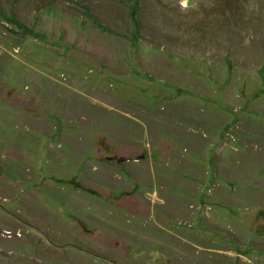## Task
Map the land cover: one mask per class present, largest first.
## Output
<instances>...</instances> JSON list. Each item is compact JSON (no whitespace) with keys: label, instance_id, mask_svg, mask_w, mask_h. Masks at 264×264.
Here are the masks:
<instances>
[{"label":"rangeland","instance_id":"obj_1","mask_svg":"<svg viewBox=\"0 0 264 264\" xmlns=\"http://www.w3.org/2000/svg\"><path fill=\"white\" fill-rule=\"evenodd\" d=\"M47 1L41 4L43 10L21 18L10 14L9 6L0 12V138L6 146L12 145L10 155L15 158L27 157L21 154L24 150L39 151L31 163L8 160L14 162L16 171H22L17 173L22 194L17 201L5 202L0 198V208L8 209L11 205L17 214L22 211L20 206L33 196L39 209L35 207L37 217L31 216L32 221H50L57 228L43 227L40 232L8 217L7 211L0 212V224L4 225L0 229V264H18L28 255L21 252L18 260V256L10 254L8 248L12 247L7 244H28L31 253L36 241L48 242L44 232L51 234L53 239L49 238V242L56 244L58 229L77 227L80 210L117 224L113 231L125 249L119 264H217L220 253L227 255L222 264H264V208L244 210L243 205L231 202V206L217 207L209 199L201 208L192 193L197 187L195 177L199 168L206 176L203 178L207 179L209 193L214 190V180L226 179L223 170L229 166L224 164H232L231 168L237 171L242 168L237 164L241 160L244 163L252 159L264 165V150L258 155L254 148L264 147V0H233L241 5L239 16H245L242 22L217 18L213 9V5L219 4L216 0H163L159 6L162 4L166 15L159 20L146 13L148 5L140 0ZM165 3L173 6L167 7ZM15 8L22 11L19 6ZM121 10L126 11L125 16ZM137 10L144 13L148 25H153L155 37L137 31ZM115 12L118 18L111 17L110 13ZM99 13L111 18H100ZM124 97L131 106L122 100ZM54 100L57 106H51ZM90 100L117 112L113 116H118V126L113 127L109 119L106 127L97 122H91L89 127L83 116L73 117L74 113L62 119L67 111L83 109L90 118L96 116V111L89 107ZM176 104L179 107L174 115L190 119L198 129L179 125V144L175 147L177 142L166 138V146H161L155 135L156 119L168 118L169 107ZM144 106L146 109L141 111ZM188 108L197 111L195 119L183 110ZM133 112L137 117H143V112L151 114L146 124L135 120L143 125V141L126 133L131 126L124 120ZM161 125L168 128L166 122ZM147 127L153 131L149 132ZM103 129L110 130L103 133ZM169 130L174 136L172 125ZM61 131L64 133L58 139ZM70 132L73 133L69 135ZM122 133L125 134L121 136ZM187 136L191 138L189 142ZM57 139L63 143L61 149ZM38 141L36 149L42 146L40 149L28 146ZM6 146L0 149L4 159ZM47 146L50 151L45 149ZM85 147H94V153L84 150ZM143 152V162L145 155L149 160L147 165L117 164L135 157L141 161ZM199 152L219 159L215 157L207 164L199 162ZM50 153L63 154L58 160H51ZM92 155L95 160L113 158L112 168L120 177V187L114 192L110 185L103 188L87 179L83 182L82 175L92 174L100 165ZM225 158L224 164H220ZM59 165V172L69 175L55 174ZM186 168L191 170L190 174ZM139 169L146 172L143 183L138 182ZM108 171H101L100 177L114 180L109 174L112 171ZM241 178L238 175L229 186L238 194ZM61 179L64 181H56ZM32 180L39 184L36 191L29 187ZM9 182L17 186L18 181L9 177ZM163 182H172L171 192L158 186ZM176 183H181V188ZM14 184L3 193H13ZM83 184L109 201L113 213H108L111 208L107 203L105 206L104 202L90 201L86 193L76 194L85 192ZM122 187L128 192L123 200ZM94 197L101 201L98 195ZM69 199H74L76 212L67 209ZM33 213L32 209L29 214ZM95 228L93 236L103 242L100 250L111 253L104 245L102 230ZM241 229L251 239L252 246L249 243L245 250L240 245ZM258 241L263 253H245L253 244L256 247ZM62 245L65 242L59 248ZM182 246L185 253L179 249ZM44 248L45 255L38 252L40 259L35 260L53 258V251L48 252L47 245ZM105 259L95 261L92 257L89 262L78 264H116Z\"/></svg>","mask_w":264,"mask_h":264},{"label":"trees","instance_id":"obj_2","mask_svg":"<svg viewBox=\"0 0 264 264\" xmlns=\"http://www.w3.org/2000/svg\"><path fill=\"white\" fill-rule=\"evenodd\" d=\"M43 1L44 0H0V12H4L5 8L9 6V9L7 11L10 14H13L16 18H18V17L21 18V16H24L25 14L30 15L32 13H36L40 10H43L44 8H43V6H41ZM161 1H163V0H148V2H146L145 0H140V2H142L143 4L146 3L148 5L149 11H147L146 13H150V15H152L153 17H156V20H159L166 15L164 10L161 8L162 4H161V6H159ZM189 1H188V4L190 3ZM217 2L219 4L220 3L222 4V5L221 4L220 5L219 4L213 5V9H214V12H215L217 18H219L223 21L225 20L226 22L231 20V19L239 20L240 22L244 21V18H245L244 14H242L243 16L242 15L239 16V12L241 9V5L239 3H236L233 0H227V2H226V0H216V3ZM16 6H19L20 8H22L21 9L22 11L21 12L16 11V8H15ZM165 6L170 7L173 5L172 4L168 5L167 3H165ZM10 9H12L13 12ZM155 11H156V13H155ZM100 13L98 15V17H100V18L101 17L118 18L116 12L110 13L111 17H110V15L101 16ZM122 13H123V16L126 15V11L121 10V14ZM135 14H136V19H137V24H138L137 31L142 30L146 34L150 35L151 38L155 37L156 34L153 32V25H150V24L148 25L147 21L144 18V13L141 10H137V12ZM118 16H119V14H118ZM124 18L126 20V17H124ZM22 21L25 22V17L22 19ZM6 27L8 28V26H6ZM229 42H231V41H229ZM46 97H47V95H45L44 102L47 104L48 101H47ZM125 98L126 97H124L122 100H125V102L131 106L132 103L129 102ZM52 104H53V106H57L56 100L52 101L51 106H52ZM89 107L91 109H94L97 113L96 116H91L92 119L90 118L89 115H87V113L85 112L84 109L82 110V112L67 111L66 113L62 114V119L64 120L66 118H69L70 117L69 113H74L73 117H75V116H77V117L81 116L82 117L83 116V118H84L83 122L87 121V126H89V127H90L91 122H97V123H100L103 127H106L109 125V121H110L109 119H111L113 121V125H112L113 127L115 126V124H116V126H118V124H119L118 123L119 122L118 116L116 118L113 116L117 112H113L111 109L105 108L104 106L102 107L100 105L94 104L91 100L89 103ZM177 107H179L178 104H176L175 107H173V108L169 107V117L168 118L163 119V120L156 119L158 124H157V128L155 129V131H156L155 135H156V137H158V139H159L158 144L161 143L160 144L161 146L162 145L166 146V142H165L166 138H168V140H170V141L177 142V143L173 144L175 147L177 144H179L178 142L182 140L181 138L176 137L177 133L179 132V131H177L178 130L177 127L179 125L181 128L183 126H186L188 129H198V127L194 128V126L192 125L193 121H191L190 119H187L183 115L182 116L174 115L175 108H177ZM139 108H141V107H139ZM145 109H146V106H144L143 109L141 108V111L142 110L144 111ZM183 110L188 112L189 116H191L193 119H195L194 115L197 113V111L195 109L188 108V109H183ZM125 113H127V112H125ZM128 113L130 115H132L131 112H128ZM143 113H145L143 117H137L135 115L136 113L133 112V116L126 117V119L124 120L125 123H127L128 125L131 126L130 131L129 132L126 131V133H129L131 138H134V137L140 138L139 141H143V139H141V134H143V132H144L143 131V125L140 123H137L135 120L139 119V121L146 124V122L149 121L148 117L151 116L150 113H148V115H147V112H143ZM180 117H182L183 119H179ZM162 121L164 122V124H165V122L168 124V128H164L163 125H161V123H163ZM171 125L173 126L172 132L174 135L172 137H171L170 130H169V127ZM147 129L149 130V132L153 131L151 128L147 127ZM183 129H185V128H183ZM54 130L56 131V129H54ZM109 130L110 129H103L102 131H103V133H108ZM63 133H64V131H61L60 136H58L59 138L58 137L57 138L60 139V137L62 136ZM71 133H73V132H70L69 135ZM124 134L125 133H122L121 136H123ZM46 135H48V134H46ZM189 137L190 136H187L188 142L191 140V138H189ZM49 138H55V137L49 136ZM58 139H57V141H59V142L56 144H57V147L59 149H61V146L63 143L61 140H58ZM0 140H1V143H0V149H1L6 145L4 144V141L2 138H0ZM39 143H40V141H38L37 144H36V142L35 143L32 142V144L28 143V146L33 145L32 148L36 149L38 147ZM13 145H19V143L13 144ZM69 145H70V147H72L71 144H69ZM101 145H102V143H101ZM171 146L172 145H170V147H168L167 150H169V148H171ZM41 147L42 146H40V148ZM101 147L104 148V146H101ZM6 148H8V151L5 154V159L2 158V155H0V198H2V201H5V202L17 201L19 195L22 194L21 189H19V187H18V186H22V182H21V179L19 178V175L17 173H22V171H16L14 168V162L12 163V162H9L8 160H13L15 162H20V163H24V162L31 163L33 161V159L37 158L39 151L32 152L33 150L32 151L24 150L21 152V154H25V155H27V157L22 158L20 156L19 158L18 157L15 158V157L10 155L13 152V150L11 149L12 145L7 144ZM40 148H38V149H40ZM53 148H55V147L52 146L51 149L53 150ZM254 148L256 149V152H255L256 154H258L259 152H262L264 150L263 149L264 147H262V149H259V145L254 146ZM27 149H28V147H27ZM38 149H36V150H38ZM45 149H47V151H50L49 146H47V148L45 147ZM86 149H91V154L94 153L93 152L94 147H85L84 150H86ZM84 150H83V152H84ZM84 153L86 154V152H84ZM166 153H168V152H165V154ZM202 153L199 152V154H198L199 162H204L207 164V162L209 160H211V163H212V161L216 157V156H213L210 159V158H207V156H205L204 153L203 154ZM62 154H60V155H62ZM144 154H145L144 152L141 154V161H138L137 160L138 157H135V158L129 160L130 162H128L126 160H125L126 162H124V160H120L119 163L117 162V164L120 165L122 163V164L135 165V164L144 163L145 165H147L149 160H147L148 158L146 155H145V159H144V161L145 160L146 161L143 162V160H142ZM60 155L56 154V153H50V159L51 160H58L60 158ZM44 156H46V154ZM92 158H93V155H92ZM216 159L218 160L219 158L216 157ZM226 159L227 158L220 160V164H224V161ZM95 161L100 163V165L96 168V170L93 171L92 174L89 172H85L82 175L83 182L88 180L89 182H96L100 186L110 185L113 188L112 192H114L116 190L115 188L117 186H118V188L120 187L119 186L120 177H119L117 171L115 170V168H112L113 165H115L113 158L112 159L107 158L105 160L102 159V160H95ZM245 162H249V163L246 164ZM104 163H106V165H104ZM228 163H230V160L228 161ZM237 164L242 166V168H240V171H237V169L231 168L232 164H231V166L229 164H224V165L229 166V167H225L223 170V176H225L226 179H220L219 181L214 180V185L212 187V188H214V190L211 189V191L209 193H208V188H207L208 187L207 186V179H204L206 177L205 174L202 173V170L200 168H199V171L196 170V177L195 176L194 177L197 178L196 179L197 187L195 190L192 191V193L196 197L198 205L201 206V208H205L204 207L205 206V200H207V199L211 200L214 204L217 205V207H218V205L221 206L222 204H227V205L231 206V204L229 203V202H231L232 204H235V206L237 204L243 205V207L241 209H244V210L252 209V207L253 208L254 207L255 208H264V165H262V163H258V162L256 163L255 161L253 162L252 159L245 160L244 163L241 160ZM135 169H136V167H135ZM59 170H60V165H59L58 169L54 170V173L60 175L61 177H65V176L69 175L68 172H66V171H64V172L60 171L59 172ZM105 170L112 171V173H110L109 171L108 172L113 177L114 180H112V179L108 180V178H106V177H100V175H99L100 172L101 171L103 172ZM129 171L131 174H133L134 169L130 168ZM185 171L188 174H190V172H191V170L188 168H186ZM139 174H140V177H139L138 182L139 183H140V181L142 183L145 182L146 172L143 169H139ZM230 174H231V176H230ZM238 175L245 178V179H243V178L239 179V180H242L241 188L238 191L239 194L237 192H234L233 189H231V187H229L231 182L237 179ZM233 176H235V177H233ZM9 177H11L13 179H17V181H18L17 186L14 183L9 182ZM117 178H119V179L116 180ZM56 181L63 182L64 180L61 179V180H56ZM117 181H118V184H117ZM215 182H219L220 184H215ZM12 184H14L16 186L14 192L13 193L12 192L3 193V191L6 189V187L7 186L10 187ZM211 184L212 183L210 181V185ZM176 185L178 188H181V183H176ZM81 186L84 188L85 192L80 191V193L77 192L76 194L81 196V195H83V193H86L85 195H86V197H88L90 199V201L95 200V201H97L96 203H103L104 202L103 205H105V203H107L109 205L108 207L111 208V211H108V213H111V214L113 213L112 205L110 203H108L109 201H106V199L103 196H101V194L98 193L97 190H94V191L92 189L90 190L86 186H84V184ZM158 186H160L161 188L167 187V188H169V190L171 192L172 182H166V183L163 182V184L158 185ZM29 187L34 189V190L39 189V184L37 183V181L32 180V182L31 181L29 182ZM103 188H104V186H103ZM120 189H122L121 192L123 195L121 196V198L123 200L125 198V196L128 194V192L123 187ZM87 193H90V195H92V196L88 195ZM96 195H98L100 197L102 202L94 197ZM36 197L38 199H40V197H39V195H37V193H36ZM20 203H21V201H20ZM74 205H76V203H74V199H69V207H67V205H66V207L68 210H70L71 213H73V211L76 212L77 207H75ZM105 206H107V205H105ZM20 207H21L22 211L17 212V214H14L15 209L13 207H11V205H9L8 209L1 207L0 212L4 213V211L5 212L7 211V213L9 214L8 217L13 218L18 223H21L25 226L32 227L33 229H36L40 232H42L41 229H43V227L57 228L56 224H54L55 226H53L52 222L49 221V222L45 223L43 220H40L38 218L35 219V221L38 222V223L36 222L37 225L34 224L35 221H32L34 218H32L31 216H33V217L36 216V213H35L36 208L35 207L38 208V206L36 204L35 197H33V196L29 197L28 200L25 201V203L22 204ZM32 209L34 210V213H33V215H30L29 212ZM41 209L46 210V211H50L49 210L50 208H46V207H42ZM126 211L130 212L128 210H126ZM146 212H147V214H149L148 217H149L150 222H152V215H151L149 209ZM54 213H55V211H54ZM78 213H79V217L81 218V220L79 221V223L75 222L77 227L74 229H72V228L69 229V227L68 228L62 227V228L58 229V233L56 234V238H55L56 244H51L49 242V238L53 239L51 234L44 232L46 234V236L49 237L47 243H40V242L36 241V246L31 247V253L29 252L30 248H29L28 244H26L24 247H16V246H20L21 244H18L16 246H13L12 244L11 245L7 244L8 245L7 247H12V248H8L10 254L12 256L13 255L18 256L17 259L19 260V258L21 257V254H22L21 252H23L25 255H26V252L28 253L27 256H24L23 258H21L23 260V262L18 261V264H78V262H85V261L89 262L92 259V257H94L95 261L99 260L100 257H103L104 259L106 258L105 260L108 259L110 262L115 261L116 264H119L117 262H119V260L122 258L121 252L124 253L125 249L121 248L122 244L120 242H117L118 240L116 239V233H115V231H113L114 227H116L117 224L116 225L113 224L112 221H110V220H101V219L97 218L96 216H93V214H91V213L86 212L84 214L83 210H80ZM3 226H4L3 224H0V229H2ZM95 226H96L95 229H101L102 230V234L105 237L104 245L107 246L109 248V250L112 251L111 253L102 252L103 249L100 250L103 242H101L100 240L96 239L93 236L92 232H94L93 230H94ZM151 226H152V223H151ZM241 231H242L243 242L240 245L243 248V250H245V247H247L249 243H250L249 246L250 247L252 246L251 245V239L248 238L247 234L242 229H241ZM87 237L89 239L85 240V239H87ZM115 239H116V241H115ZM32 240H35V239L32 238ZM145 241H148V239H145ZM62 242H65L66 246L62 245L61 248H59L60 247L59 245H61ZM133 243H135V242H133ZM45 245H47V247L49 248L48 252L53 251V253H52L53 258L50 259L49 257L48 258L43 257V259L45 260L44 262H41L40 260H35L36 258L40 259L37 257L38 252L42 255H45V253H46V248H44ZM255 246L256 247H254V244H253V248L249 247L250 251L248 248V249H246L245 253H253V254L254 253H257V254L263 253L262 252L263 250H261L258 247L259 241H258V243H256ZM182 247L183 248H179V249H182V251L184 252V246H182ZM185 247L187 248V246H185ZM224 247H226V248L228 247L229 249H231V247L228 245L226 246V244H224ZM217 252L220 253V251H217ZM97 254H99L100 257L97 256ZM225 256H227V255L220 253L219 257L216 260H218V259H221V260L219 262H216V263L222 264L223 262H221V261L224 260ZM83 257H86L87 260L83 259Z\"/></svg>","mask_w":264,"mask_h":264}]
</instances>
